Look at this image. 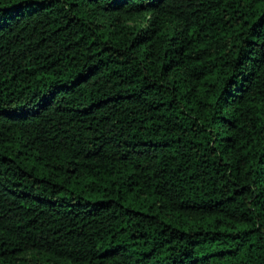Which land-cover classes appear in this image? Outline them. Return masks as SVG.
I'll use <instances>...</instances> for the list:
<instances>
[{
    "label": "trees",
    "instance_id": "obj_1",
    "mask_svg": "<svg viewBox=\"0 0 264 264\" xmlns=\"http://www.w3.org/2000/svg\"><path fill=\"white\" fill-rule=\"evenodd\" d=\"M0 264H264V0H0Z\"/></svg>",
    "mask_w": 264,
    "mask_h": 264
}]
</instances>
